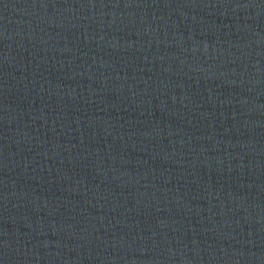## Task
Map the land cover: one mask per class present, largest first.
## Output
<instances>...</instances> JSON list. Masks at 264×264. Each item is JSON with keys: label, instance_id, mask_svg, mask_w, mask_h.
Instances as JSON below:
<instances>
[{"label": "water", "instance_id": "obj_1", "mask_svg": "<svg viewBox=\"0 0 264 264\" xmlns=\"http://www.w3.org/2000/svg\"><path fill=\"white\" fill-rule=\"evenodd\" d=\"M0 264H264V0H0Z\"/></svg>", "mask_w": 264, "mask_h": 264}]
</instances>
